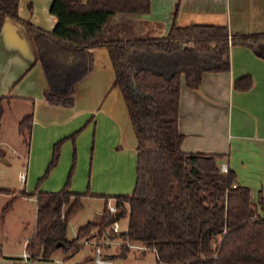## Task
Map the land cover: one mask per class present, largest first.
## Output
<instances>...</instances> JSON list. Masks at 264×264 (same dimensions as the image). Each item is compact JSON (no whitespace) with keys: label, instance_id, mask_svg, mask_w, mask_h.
Wrapping results in <instances>:
<instances>
[{"label":"trees","instance_id":"1","mask_svg":"<svg viewBox=\"0 0 264 264\" xmlns=\"http://www.w3.org/2000/svg\"><path fill=\"white\" fill-rule=\"evenodd\" d=\"M18 3L0 0V26L5 18L23 25L44 74L42 96L48 104L71 107L75 84L93 67L90 49L107 48L113 86L125 102L137 155L132 192L113 196L116 213L108 211L106 200L100 221L79 226L71 239L67 226L85 196L70 190L73 167L58 191H20L18 195L35 196V229L25 244L27 261L9 257L13 264L49 261L59 250L70 257L82 249L80 239L100 236L114 220L124 218L127 230L112 238L145 249L104 245V256L114 261L129 256L141 260L151 251L157 264H264V214L258 212L264 210V197L251 201L249 189L235 182L231 169L219 170V154L183 152V135L177 129L181 84L195 89L204 72L227 71L229 46L249 48L264 59V32L230 33L225 24L171 23L164 36L145 35L141 20L150 15V0H52L49 12L56 23L47 31L19 17ZM250 84L244 75L232 86L246 90ZM8 104L9 97L0 96V127ZM31 122V112L18 122L25 143ZM62 141L54 144L37 183L55 165ZM5 156L0 148V159Z\"/></svg>","mask_w":264,"mask_h":264},{"label":"crops","instance_id":"2","mask_svg":"<svg viewBox=\"0 0 264 264\" xmlns=\"http://www.w3.org/2000/svg\"><path fill=\"white\" fill-rule=\"evenodd\" d=\"M150 1V15L141 20V33L145 35L164 36L171 23L176 26L225 24L230 33L264 32V0ZM51 2L19 0L18 15L51 31L56 23L49 12ZM90 51L93 67L75 84L73 105L48 104L42 96L46 87L44 74L35 61L34 48L23 25L9 18L3 20L0 26V96L9 97V104L0 127V148L6 153L5 158L0 159V171L12 162L4 147L7 145L22 159V166L17 169L19 184L12 189H9L8 180L0 181V226L4 223L5 198L11 196L13 200L35 202L34 195L18 193L58 191L72 167L70 190L85 193L84 200L100 201L102 208L106 200L114 202V195L132 192L136 179V137L120 89L113 86L114 70L107 48L97 46ZM228 63L227 71L204 72L195 89L181 84L177 114V129L183 135L180 148L186 153L219 154L217 164L224 163L231 169L235 182L246 186L251 201L255 202L258 197H264V59L249 48L229 46ZM244 75L250 78L249 88L233 89V81ZM11 110L22 117L32 114L27 143L17 123L13 137L16 146L1 135L5 114ZM59 140L63 141L55 165L37 183ZM22 172L25 173L23 182L19 178ZM258 212L264 214V210L258 209ZM76 225L78 228L84 223ZM33 232L26 233L21 227L13 246L0 244V264H13L14 260L9 257L21 256ZM4 234H0L1 241L8 237ZM75 255L67 257L55 252L51 260L31 264H90V254L70 261ZM142 260L129 256L115 262L144 264Z\"/></svg>","mask_w":264,"mask_h":264},{"label":"rangeland","instance_id":"3","mask_svg":"<svg viewBox=\"0 0 264 264\" xmlns=\"http://www.w3.org/2000/svg\"><path fill=\"white\" fill-rule=\"evenodd\" d=\"M12 111V112H11ZM9 114H5V120L2 125L1 135L11 142L12 146L15 145V141H13L14 134L16 135V123L20 121L22 118L21 115H17L15 110H11ZM8 146V145H7ZM4 146L8 152V158H10L11 165L6 167L3 166V171H0V181L8 180L10 182L9 189H12L15 184H19L17 182V169L22 166L21 160L17 154L12 152V148ZM15 148V147H13ZM19 165V166H18ZM25 174V173H24ZM2 179V180H1ZM25 179V178H24ZM23 182V181H22ZM2 188V189H7ZM3 211L4 213V223L0 226V234L5 233L4 235H8V239L0 238V244L4 247L8 245H14V239H18L19 234L21 233V227H23L24 232H33L35 229V218H36V203L34 201H27L16 199L13 200L11 196L5 198ZM10 201V206L8 202ZM83 206L82 209L70 219L67 226V237L69 239L75 237L77 225L76 224H85L88 221H98L101 218V210L103 209L101 206V202L98 200H82ZM9 206V207H8ZM2 209V210H3ZM21 221H24L23 224ZM83 222V223H82ZM127 223V219H121L120 225L121 228H125ZM22 225V226H21ZM3 236V235H2ZM18 236L17 238H15ZM84 238L80 239L82 241ZM90 246L87 244L82 245V249L79 250L76 255L70 261H76L82 257L88 256L90 252ZM116 249H110L108 252L113 253ZM58 253H63L62 251H57ZM117 252V251H116ZM137 256L135 255L134 258ZM144 264H156L154 254L151 251H148L145 258L142 260Z\"/></svg>","mask_w":264,"mask_h":264},{"label":"built area","instance_id":"4","mask_svg":"<svg viewBox=\"0 0 264 264\" xmlns=\"http://www.w3.org/2000/svg\"><path fill=\"white\" fill-rule=\"evenodd\" d=\"M226 169H227V167L224 163L219 165V170L221 172H225ZM19 178L21 181H24L25 174L22 172L19 175ZM106 204H107L106 205L107 209L111 214L116 213L117 207H116L115 203L111 201V199H108ZM120 221H121V219L114 220L107 228H105V230L102 232V234L100 236L98 234H96L92 237L84 238L82 241H79L82 245L87 244L90 246V252H91L90 253V259H89L90 264H118L114 260L104 256V254H103V246L104 245H111L114 247L126 245L129 248L135 249V250L145 249L143 246H140V245H137L134 243H130L127 239L121 240L118 238H112V236L119 235L122 232H124L125 230H127V223H126L125 228H121ZM20 257L22 258L23 261H27L28 252L25 250V246H24V250H23ZM62 264H65V262H63ZM77 264H80V263H77Z\"/></svg>","mask_w":264,"mask_h":264},{"label":"water","instance_id":"5","mask_svg":"<svg viewBox=\"0 0 264 264\" xmlns=\"http://www.w3.org/2000/svg\"><path fill=\"white\" fill-rule=\"evenodd\" d=\"M122 16L125 17V18H134L135 17L134 14H123ZM116 18L118 19L119 18V15H117Z\"/></svg>","mask_w":264,"mask_h":264}]
</instances>
